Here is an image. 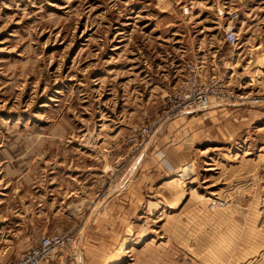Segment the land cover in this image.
Returning <instances> with one entry per match:
<instances>
[{"label": "rangeland", "instance_id": "obj_1", "mask_svg": "<svg viewBox=\"0 0 264 264\" xmlns=\"http://www.w3.org/2000/svg\"><path fill=\"white\" fill-rule=\"evenodd\" d=\"M215 56L242 102L169 117L185 61ZM185 140L160 195L104 238L100 194L152 143ZM54 233L77 244L41 264H264V0H0V264Z\"/></svg>", "mask_w": 264, "mask_h": 264}, {"label": "built area", "instance_id": "obj_2", "mask_svg": "<svg viewBox=\"0 0 264 264\" xmlns=\"http://www.w3.org/2000/svg\"><path fill=\"white\" fill-rule=\"evenodd\" d=\"M191 12L190 6L181 9L182 16H190ZM237 18V11L229 10L227 22L222 27L223 41L231 47L239 44V33L234 24ZM220 61L217 56L208 61L201 58L185 61L182 79L166 95L169 117L200 114L212 107H232L242 102L239 99L245 97L242 98L243 95L238 93L239 85L234 84L232 67L221 70ZM151 131V127L147 125L137 128L129 137L133 149L142 148L151 137ZM159 156L162 162L166 161L163 154L159 153ZM177 172L181 174V171ZM76 244L77 236L70 233L44 235L33 246L24 250L13 264H41L57 250L71 248Z\"/></svg>", "mask_w": 264, "mask_h": 264}, {"label": "crops", "instance_id": "obj_3", "mask_svg": "<svg viewBox=\"0 0 264 264\" xmlns=\"http://www.w3.org/2000/svg\"><path fill=\"white\" fill-rule=\"evenodd\" d=\"M222 107H212L203 114L211 112H220ZM202 113L198 114L203 115ZM187 117H190L188 121H191L195 114H186ZM195 118V117H194ZM185 140L182 145L174 143H167L164 141H156L147 147V150L144 149L137 157L134 162L131 164L132 168L142 162L138 169L136 177H134V172L131 171L128 173L127 177L130 178L131 182L126 184V187L120 188L119 191L109 192L105 191L98 203L105 207L107 212L106 216L102 219L95 221L94 224L101 228L103 237L106 238L107 235L111 238L114 237L112 232L116 231L117 227L123 228L126 224V219L128 215H131L138 209L140 204H144L145 201L148 202V197L150 196H159L160 187L165 183L164 179L166 175V170L169 168H175L176 164L173 162L171 157L176 158L181 162L182 158L190 155L189 147ZM159 153L163 154L165 162L160 161ZM127 177L125 178L127 180ZM123 179V178H122ZM156 198V197H155ZM160 201V199H158ZM154 200H151V203ZM146 204V203H145ZM146 206V205H145ZM117 233V231H116ZM90 258H87L83 253L76 255L75 264H96L101 260V257L96 253H89Z\"/></svg>", "mask_w": 264, "mask_h": 264}, {"label": "bare ground", "instance_id": "obj_4", "mask_svg": "<svg viewBox=\"0 0 264 264\" xmlns=\"http://www.w3.org/2000/svg\"><path fill=\"white\" fill-rule=\"evenodd\" d=\"M179 174V173H178ZM184 174V173H183ZM179 179V178H178ZM177 180V179H176ZM181 180H183V179H181ZM114 256V255H113ZM113 260V257L111 256V258H110V261H112Z\"/></svg>", "mask_w": 264, "mask_h": 264}]
</instances>
